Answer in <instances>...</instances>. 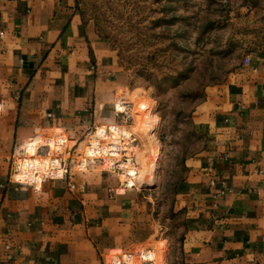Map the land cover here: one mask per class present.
I'll use <instances>...</instances> for the list:
<instances>
[{
	"label": "crops",
	"instance_id": "crops-1",
	"mask_svg": "<svg viewBox=\"0 0 264 264\" xmlns=\"http://www.w3.org/2000/svg\"><path fill=\"white\" fill-rule=\"evenodd\" d=\"M121 71L77 0H0V264H112L161 236L151 195L98 162L43 183L13 169L28 145L47 152L41 139L117 123ZM191 122L201 142L170 202L179 264H264V49L207 87Z\"/></svg>",
	"mask_w": 264,
	"mask_h": 264
},
{
	"label": "rangeland",
	"instance_id": "rangeland-1",
	"mask_svg": "<svg viewBox=\"0 0 264 264\" xmlns=\"http://www.w3.org/2000/svg\"><path fill=\"white\" fill-rule=\"evenodd\" d=\"M77 1L83 16L110 41L122 69L117 102L126 113L118 112L117 120L127 124L117 128L122 133L129 130L133 137L127 141V152L135 156V165L128 167L139 169L143 152L151 157V147L144 145L138 131L139 118L151 113L159 121L156 136L162 151L156 185L134 187L151 195V210L162 226V237L135 245L131 252L150 248L155 251V264L161 260L179 264L176 249L181 230L174 214L172 217L170 202L184 175V159L201 142L191 115L207 87L222 82L250 51L264 49V0ZM45 139L42 141L48 142ZM70 143L73 146L75 141ZM49 144L57 149L52 141ZM40 159L32 161L44 164ZM43 161L50 166L51 158ZM113 174L119 184L126 181L123 171ZM172 230L173 238L169 236ZM171 248L173 259L168 257ZM124 252H113L110 262ZM134 263L140 264V259Z\"/></svg>",
	"mask_w": 264,
	"mask_h": 264
},
{
	"label": "built area",
	"instance_id": "built-area-1",
	"mask_svg": "<svg viewBox=\"0 0 264 264\" xmlns=\"http://www.w3.org/2000/svg\"><path fill=\"white\" fill-rule=\"evenodd\" d=\"M246 63L250 62L249 57L245 59ZM123 113L126 111L122 109L120 105L117 106V113ZM127 121L124 123H115L112 125H103L106 129L99 130L101 125L91 124L86 127L83 136L75 141L73 146L71 145V140L65 134L58 133L55 136L48 137L47 144L42 145L43 148L47 149V152H41L39 149L34 150L33 152H29L33 147L32 144L28 145L25 149H23L20 154L15 156L13 160V169L15 170L16 179L19 182H34V183H43L46 179H63L67 177L73 168L81 171L87 170L92 164L99 163L103 167H106L108 170L117 172L123 171V174H126V168H124V164L135 165V156L130 155L127 152V146L129 145L127 141L133 139L132 135L128 132L116 129L120 126H125ZM114 130V131H112ZM117 130V131H116ZM117 133L120 137H115L116 135L113 133ZM121 135V136H120ZM55 140H67L68 142L60 143V146H57L56 152L53 153L51 149L50 141ZM126 142V143H125ZM92 148L91 151L94 150V153L86 155L85 149ZM95 149L98 151L96 152ZM105 152L104 155H100L97 153ZM130 155V156H129ZM40 157L42 163H35L32 161V158ZM45 158H51L50 166L46 164ZM29 159V163H25L26 168L30 169L32 172L31 175H26V171H22L20 164L23 160ZM43 159V160H42ZM59 160V163H58ZM72 160L71 163L68 161ZM113 160V161H112ZM85 169V170H84ZM122 174V175H123ZM33 176H36L33 178ZM42 179L38 181V177ZM125 183L127 186L129 185L126 180ZM225 192L221 191V195ZM151 251L148 249L139 250L137 252H124L122 255H117L112 264H115L117 260V264H135V260L138 261L140 259V264H155L156 257H146V254L149 255ZM138 258V260H137Z\"/></svg>",
	"mask_w": 264,
	"mask_h": 264
},
{
	"label": "bare ground",
	"instance_id": "bare-ground-1",
	"mask_svg": "<svg viewBox=\"0 0 264 264\" xmlns=\"http://www.w3.org/2000/svg\"><path fill=\"white\" fill-rule=\"evenodd\" d=\"M137 124L139 125L138 131L142 134V138L144 139L143 141L146 142L144 145L146 144V147H151V157H149L150 155L148 156V153L146 154V152H143L139 156V164H141L139 169L128 167L127 164H124L123 166L126 168V174H123V177L128 181L129 185H135V182H137L140 186L154 187L158 178L162 151L161 145L159 144L160 142L156 136L159 121L155 115L151 113H144V115L139 118ZM100 129H106V127L101 126ZM116 129L119 130V128ZM42 140L43 139H41V142H43ZM35 149L36 147L33 148L32 152ZM91 149L92 148H88V151L86 150L88 155L94 153V150L91 151ZM95 151L98 152L96 149ZM52 152L55 153L56 150H52ZM104 153L105 152H99L97 155H104ZM148 256L153 257L150 254H146L147 258Z\"/></svg>",
	"mask_w": 264,
	"mask_h": 264
}]
</instances>
